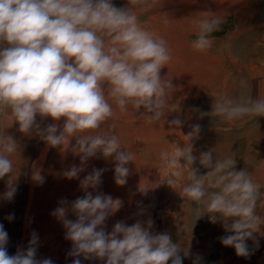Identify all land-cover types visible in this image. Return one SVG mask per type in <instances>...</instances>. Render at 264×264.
Masks as SVG:
<instances>
[{
  "label": "clouds",
  "instance_id": "9594fccd",
  "mask_svg": "<svg viewBox=\"0 0 264 264\" xmlns=\"http://www.w3.org/2000/svg\"><path fill=\"white\" fill-rule=\"evenodd\" d=\"M133 2L147 4V0ZM203 15L192 21L196 39L191 47L198 52L211 48V34L222 23L213 13ZM171 59L168 42L143 28L134 8H117L113 0H0V115L18 124L23 134L35 132L51 147H69L75 139L72 151L80 155L81 165L97 153L114 158V181L119 186L127 183V165L135 155L103 126L116 116L113 104L121 113L129 106L136 112L144 109L141 116L148 124L164 119L175 89L171 79L162 78L161 70ZM241 85L246 87L247 82ZM37 115L42 120L63 119L62 130L57 123L41 129ZM200 116L230 123L264 117V99L220 95L212 110ZM169 123L177 129L183 126L179 118ZM200 130L199 124L193 125L187 135L180 133L186 140L183 147L161 150V164L169 172L166 184L194 205L196 220L207 215L211 223L221 222L231 233L220 238L222 245L247 258L251 254L247 241L259 247L254 234L264 226V216L257 212L258 203L264 205V193L246 170H236L234 158L217 159L212 150L194 155L193 142ZM18 149L13 136L0 134V179L8 178L3 199L9 202L17 192L12 157ZM197 161L208 169L206 174L198 175L193 168ZM82 171L83 167L72 165L62 175L76 179ZM103 172L93 169L80 182L85 195L70 205L62 199L51 213L66 229L65 239L72 243L68 255L76 258L73 264H81V256L105 264H182L181 252L187 257L188 250L173 243L168 233H154L151 218L130 226L118 221L106 232V220L123 205L118 198L87 191L99 187ZM32 180L42 184L44 177L36 170ZM69 212L75 220L67 218ZM6 219L12 221L14 214ZM8 239L0 224V264H53L50 258L37 259L35 232L27 249L18 248L15 255L8 254ZM200 259L196 256L193 264Z\"/></svg>",
  "mask_w": 264,
  "mask_h": 264
},
{
  "label": "rangeland",
  "instance_id": "374dc122",
  "mask_svg": "<svg viewBox=\"0 0 264 264\" xmlns=\"http://www.w3.org/2000/svg\"><path fill=\"white\" fill-rule=\"evenodd\" d=\"M113 4L117 8H134L141 26L168 40L170 49L182 44L176 46L179 52L171 51V62L161 70L162 78L171 79L175 89L165 110L166 116L157 123L148 124L141 116L144 109L136 112L129 106L127 112L121 113L113 104L116 116L103 126L104 130L118 136L122 148L135 155L127 165V183L119 186L114 181V158L106 159L97 153L81 165L80 155L72 151L75 139L69 147H51L35 132L23 134L18 124L12 125L0 115V134L5 132L13 136L19 144L17 154L12 157L17 192L10 202L3 199L8 178L0 179V224L8 233V254L15 255L18 248L26 250L35 232L39 238L37 259L50 258L53 264H73L76 258L68 255L72 243L65 239L66 229L51 213L62 199L70 205L83 197L85 191L80 182L93 169H103L102 183L96 190L89 188L87 191L93 196L101 193L118 198L123 205L106 220V232L110 233L118 221L130 226L137 221L144 224L151 218L154 233L166 232L173 243L188 250L187 257L181 252L182 264H193L196 256L201 258L199 264H264V226L260 233L254 234L259 247L249 240L246 243L250 256H237L234 248L221 243V237L231 234L225 232L222 223H211L207 215L196 220L194 205L185 202L166 184L169 172L160 160L162 149L171 152L176 146L183 147L186 140L182 135H187L193 125L199 124L201 130L193 142V154L198 156L212 150L217 159L234 158L236 170H246L264 193V117L252 116L230 123L220 122L217 117L200 116L201 112L212 110L214 100L220 95L237 99L251 95L253 99H264V0H147V4L139 6L133 0H113ZM206 12L218 16L222 23L211 34V48L198 52L191 47L196 39L192 21L204 18ZM179 24L182 30L178 29ZM175 32L178 38L174 37ZM241 81H246L247 86H242ZM177 118L183 121L180 129L169 123ZM36 122L41 129L57 123L58 131L64 123L63 119L42 120L39 115ZM72 165L83 167L84 171L76 179H67L62 173ZM193 168L198 169V175L208 171L198 161ZM36 170L44 177L42 184L32 180ZM184 182H188L187 170ZM257 212L264 216V205L258 203ZM10 214H14L12 221L6 219ZM67 218L76 219L71 212ZM79 259L81 264H105L102 260H84L82 256Z\"/></svg>",
  "mask_w": 264,
  "mask_h": 264
},
{
  "label": "bare ground",
  "instance_id": "6f19581e",
  "mask_svg": "<svg viewBox=\"0 0 264 264\" xmlns=\"http://www.w3.org/2000/svg\"><path fill=\"white\" fill-rule=\"evenodd\" d=\"M251 2H252V1H251ZM188 10H190V9H188ZM179 11H180V10H179ZM187 12H190V11H187ZM191 12H192V11H191ZM197 13H198V12H197ZM200 13H202V11H201ZM187 14H188V13H187ZM188 15H189V14H188ZM190 17H191V15H190ZM174 18H177V17H174ZM182 18H183V17H182ZM184 19H186V18H184ZM166 21H167V22H170V21H168V20H166ZM177 21H178V20H177ZM186 22H187V21H186ZM171 23H172V22H171ZM173 23H174V22H173ZM187 23H188V22H187ZM168 24H169V27H171V26H170V23H168ZM176 24H178V22H177ZM165 25H166V24H165ZM179 25H180V24H179ZM179 25H178V26H179ZM181 25H182V23H181ZM181 25H180V28H178V29H181ZM186 25H187V24H186ZM166 26H167V25H166ZM174 26H175V25H174ZM164 27H165V26H164ZM175 27H176V26H175ZM166 28H167V27H166ZM176 28H177V27H176ZM184 28H185V27H184ZM186 28H187V27H186ZM186 28H185V29H186ZM188 28H189V27H188ZM169 29H170V32H171V28H169ZM169 29H168V30H169ZM168 30H167V31H168ZM173 30H174V29H173ZM181 30H182V29H181ZM181 30H180V33H181ZM175 31H176V30H175ZM190 31H191V30H190ZM168 32H169V31H168ZM172 32H173V31H172ZM175 33H176V32H175ZM180 33H179V34H180ZM176 34L178 35V32H177ZM182 34H183V33H181V35H182ZM173 35H175V34H173ZM173 35L171 34V36H173ZM177 35L174 36V37H177V38H178L179 35H178V36H177ZM184 36H185V35L181 36V38L184 37ZM177 38H176V39H177ZM183 40H184V38H183ZM167 41H168V40H167ZM176 41H177V40H176ZM176 41H175L174 43H177ZM178 41H180V40H178ZM181 41H182V39H181ZM179 43H180V42H179ZM172 45H173V43H172ZM177 45L180 46V45H182V44L180 43V45H179V44H175L174 47L172 46V47H171V51H172V52L175 51V50H176L177 52H179L178 49H177V47H176ZM185 45L187 46L188 44H185ZM183 47H184V46H183ZM174 48H176V49H174ZM178 48H179V47H178ZM181 48H182V47H181ZM181 48H180V49H181ZM182 49L184 50V48H182ZM181 51H182V50H181ZM172 52H171V53H172ZM173 54H174V53H173ZM177 55H178V54H177ZM180 58H181V57H180ZM178 59H179V58H178ZM170 62H171V61H170ZM175 63H176V62H175ZM174 66H175V65H174ZM185 83H186V82H185ZM137 120H138V119H137ZM152 189H153V188H152ZM118 197H119V196H118Z\"/></svg>",
  "mask_w": 264,
  "mask_h": 264
}]
</instances>
